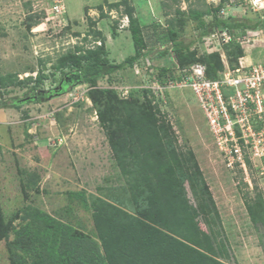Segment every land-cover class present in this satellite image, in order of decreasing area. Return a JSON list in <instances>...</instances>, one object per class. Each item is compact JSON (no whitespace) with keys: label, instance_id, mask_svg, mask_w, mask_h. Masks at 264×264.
<instances>
[{"label":"rangeland","instance_id":"374dc122","mask_svg":"<svg viewBox=\"0 0 264 264\" xmlns=\"http://www.w3.org/2000/svg\"><path fill=\"white\" fill-rule=\"evenodd\" d=\"M113 1L0 0V78H4L0 82V219L10 224V232L0 239V264H24L27 259L13 243L20 247L25 243L14 232L25 224L29 208L58 218L77 237L65 247H77L78 264H93L94 257L84 258L92 252L101 255L98 245L93 248L82 241L99 244L89 208L92 198L124 195L125 182L111 149L123 130L133 129V118L123 112L124 101L133 115L149 118L155 130L160 127L177 152L189 154L183 159L198 165L219 216V222L212 214L208 218L214 245H222L228 257L221 261L264 264V228L259 223L255 227L248 211L257 207L258 195L264 201V146L263 154L251 159L243 149L244 167L228 166L191 88L157 82L159 69H170L173 79L180 69L167 37L170 28L184 44H191L189 52L205 67L214 54L220 57V73L229 66L216 38L195 39L198 21L190 19L191 11L216 6L224 19H261L260 29L236 31L231 37L243 52L238 63L264 66V9L250 0H131L146 43L134 65L102 77L97 88L79 83L78 77L71 82L67 76L66 89L41 98V93L60 89L59 75H51L58 58L76 47L92 49L100 44L89 32L88 18L97 21L109 63L134 54L128 19L120 13L123 6L114 11L107 7ZM99 5L104 19L95 8ZM202 20L208 22L210 17ZM157 24L161 27L154 29ZM41 74L47 79L34 89ZM7 76H15L20 84L8 83ZM233 92L234 88H223L226 96ZM193 162L184 164L187 173H193Z\"/></svg>","mask_w":264,"mask_h":264},{"label":"trees","instance_id":"16d2710c","mask_svg":"<svg viewBox=\"0 0 264 264\" xmlns=\"http://www.w3.org/2000/svg\"><path fill=\"white\" fill-rule=\"evenodd\" d=\"M130 3L131 0H118L107 4V7L114 11L123 6L120 13L128 19L127 29L133 41L134 54L123 62L109 63L103 56L104 38L101 31L95 28L97 21L88 18L89 32L96 37L94 41L100 44H95L92 49L76 47L73 53L58 58L52 67L54 74L51 75H59L60 89L41 93V98L46 99V96L66 89L68 82L64 78L67 76L78 77L79 83L97 88L102 77L134 65L142 56L146 43ZM95 8L100 12V18L104 19L103 7L99 5ZM220 11V6L205 12L191 11L190 19L198 21L195 39L227 31L230 40L222 44V49L229 61L228 67L235 69L243 52L231 34L260 29L261 19H224ZM204 16H209L210 20L204 22ZM153 27L157 29L161 26L157 24ZM167 37L180 69L198 63L195 54L189 52L190 43L184 44L171 28ZM206 67L207 77L218 79L219 71L223 69L219 55H211ZM157 78L159 85L173 80L168 68L159 69ZM175 78L179 79V76ZM45 79L47 76L41 74L34 80L33 88H37ZM3 80L0 78L1 83H4ZM5 80L10 84L18 81L15 76H7ZM13 106L18 108V102H14ZM122 107L123 112L133 118V129L123 130L122 138L112 144L111 149L125 182L124 195L122 199L109 194L92 198L89 208L99 244L84 240L82 245L88 243L87 246L93 248L98 245L101 255L92 252V255L84 258L88 260L94 257L93 264H225L221 259L228 257L222 245L218 244L217 248L214 245L216 238L210 227L212 220L208 218L212 214L219 222V216L198 165L192 160L187 162L183 159L186 155L188 158L189 154L177 152L173 141L160 127L155 130L149 118L133 115L126 101ZM192 162L194 171L187 173L185 165L190 166ZM257 200V207L248 208V211L255 227L258 228L259 223L264 228V201L259 195ZM83 206L88 209L84 199ZM26 212L28 217L25 224L14 232L16 239L22 237L25 243L21 247V244L13 243L15 249H20L24 258L27 257L24 264H78L76 259L80 256L76 257L77 247H65L75 242L77 237L68 231L65 224L58 218H51L31 208ZM58 217L63 218L61 214ZM201 222L205 230L201 228ZM9 232L10 224H4L0 219V239Z\"/></svg>","mask_w":264,"mask_h":264},{"label":"built area","instance_id":"2783aa9c","mask_svg":"<svg viewBox=\"0 0 264 264\" xmlns=\"http://www.w3.org/2000/svg\"><path fill=\"white\" fill-rule=\"evenodd\" d=\"M250 3L264 9V0ZM218 37V38H217ZM221 45L230 40L227 31L211 34ZM179 79H169L165 87L188 86L199 100L204 118L217 146L226 156L228 166L238 163L245 166L243 149L249 159L263 154L264 146V66L238 63L235 69L228 67L219 73L218 79L206 75L202 63L178 69ZM159 88L158 84L156 86ZM223 88H234L226 96ZM261 147L260 149H258Z\"/></svg>","mask_w":264,"mask_h":264},{"label":"crops","instance_id":"0c3cea01","mask_svg":"<svg viewBox=\"0 0 264 264\" xmlns=\"http://www.w3.org/2000/svg\"><path fill=\"white\" fill-rule=\"evenodd\" d=\"M103 1H107V0H103ZM118 0H116V1H113V2H109V3H107V4H111V3H114V2H117Z\"/></svg>","mask_w":264,"mask_h":264},{"label":"flooded vegetation","instance_id":"af4514ba","mask_svg":"<svg viewBox=\"0 0 264 264\" xmlns=\"http://www.w3.org/2000/svg\"><path fill=\"white\" fill-rule=\"evenodd\" d=\"M71 78H72V76L69 77V79H71ZM66 82H68V79H66ZM69 82H70V81H69Z\"/></svg>","mask_w":264,"mask_h":264},{"label":"clouds","instance_id":"9594fccd","mask_svg":"<svg viewBox=\"0 0 264 264\" xmlns=\"http://www.w3.org/2000/svg\"><path fill=\"white\" fill-rule=\"evenodd\" d=\"M60 6V5H59ZM221 12V11H220ZM126 18V17H125ZM212 34H216V33H212ZM210 36V35H209Z\"/></svg>","mask_w":264,"mask_h":264}]
</instances>
